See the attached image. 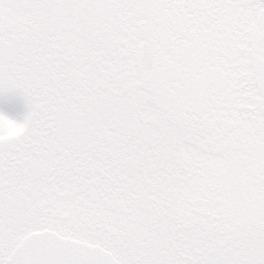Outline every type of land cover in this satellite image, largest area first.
<instances>
[{
	"label": "snow or ice",
	"instance_id": "1",
	"mask_svg": "<svg viewBox=\"0 0 264 264\" xmlns=\"http://www.w3.org/2000/svg\"><path fill=\"white\" fill-rule=\"evenodd\" d=\"M0 264H264V0H0Z\"/></svg>",
	"mask_w": 264,
	"mask_h": 264
},
{
	"label": "rangeland",
	"instance_id": "2",
	"mask_svg": "<svg viewBox=\"0 0 264 264\" xmlns=\"http://www.w3.org/2000/svg\"><path fill=\"white\" fill-rule=\"evenodd\" d=\"M0 111L14 118H22L25 111L24 102L13 95H0Z\"/></svg>",
	"mask_w": 264,
	"mask_h": 264
}]
</instances>
